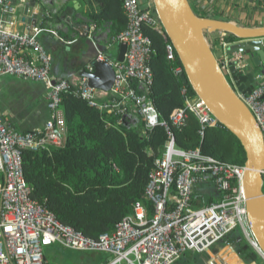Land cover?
<instances>
[{
  "label": "built area",
  "instance_id": "built-area-1",
  "mask_svg": "<svg viewBox=\"0 0 264 264\" xmlns=\"http://www.w3.org/2000/svg\"><path fill=\"white\" fill-rule=\"evenodd\" d=\"M41 1L48 3L49 0ZM25 3L26 0H0V77L13 75L42 83L49 118L41 127L28 132H20L0 120V264H53L44 254L45 249L53 245L103 252L108 258L102 264H175L185 252L207 254L216 245L226 247L223 243L237 229L258 255L259 264H264V253L246 217L242 187L244 166L203 154L199 147H177L169 122L180 124L186 111H190L201 124L200 132L207 125L220 127V124L197 96L185 97L184 107L175 108L168 121L160 118L147 96L153 79L148 64L152 50L151 40L144 34L142 25L163 36L166 57L175 59L173 46L152 13L151 3L141 8L140 0H123L127 25L112 38L113 44L127 46L123 61L102 56L97 44H102L103 34H97L94 24L89 25L88 37L94 41L97 58L107 61L114 69L115 79L110 91L90 87L83 76L69 80L52 75V56L39 35L43 31L53 34L56 31L43 28L35 21H24L22 29L17 30V6ZM56 12L51 9L46 15ZM228 37L221 31L210 35L221 68L228 74L229 62L233 61L237 70L245 71L247 64L239 53L227 54L228 45L236 42ZM102 46L110 49L111 43ZM91 70L88 64L86 71ZM182 72V66L174 68L176 75ZM254 78L251 93H239V97L254 115L264 138V71L256 72ZM70 86L89 106L119 114L118 124L133 127L140 119L146 129L161 125L167 136L154 160L144 193L152 211L143 202L136 201L132 213L123 217L112 231L96 238L63 224L43 203L31 198L21 167V149L36 151L61 145L65 134L62 96ZM202 184L215 188L217 200L195 206V200H200L193 198V192ZM262 190L264 193V183ZM257 260L253 264H258Z\"/></svg>",
  "mask_w": 264,
  "mask_h": 264
},
{
  "label": "trees",
  "instance_id": "trees-1",
  "mask_svg": "<svg viewBox=\"0 0 264 264\" xmlns=\"http://www.w3.org/2000/svg\"><path fill=\"white\" fill-rule=\"evenodd\" d=\"M82 4L89 25L94 24L96 31L103 32L102 44L111 43L113 47L112 38L127 25L123 0H83ZM150 8L155 14L153 7ZM58 13L59 9L45 15V19L56 18ZM142 30L150 38L152 50L148 64L153 79L147 96L160 118L168 121L175 108L184 107L185 97L196 95L174 73V68L181 63L176 54L173 60L166 57L163 36L146 25H142ZM228 39L234 40L231 35ZM182 88H185L184 93ZM61 107L65 120L61 145L36 151L23 148L20 152L31 198L43 203L63 224L92 238L112 231L123 217L132 213L136 201L143 202L152 211L144 193L154 160L167 138L164 128L157 125L146 129L140 119L133 127L118 124L119 114L89 106L85 99L73 93V86L63 93ZM169 125L177 147H199L203 154L244 166L245 151L221 124L220 127L207 125L200 132L198 119L186 111L180 124L169 122ZM199 194L195 189L193 198L197 199ZM211 200H195V206ZM242 241L246 244L245 239ZM246 251L241 252L243 259L250 255ZM205 254L188 251L177 262L206 264Z\"/></svg>",
  "mask_w": 264,
  "mask_h": 264
},
{
  "label": "water",
  "instance_id": "water-1",
  "mask_svg": "<svg viewBox=\"0 0 264 264\" xmlns=\"http://www.w3.org/2000/svg\"><path fill=\"white\" fill-rule=\"evenodd\" d=\"M37 1L26 0L19 9L28 15V22L31 21ZM151 3L181 63L183 72L179 75L180 80L192 88L210 114L238 139L245 151L242 187L246 217L250 231L264 253V138L254 115L239 97V93H251L255 73L264 71V25L246 26L235 20L204 17L195 12L189 0H151ZM42 11L43 8L39 13ZM63 20L66 22V18ZM88 31L87 25L84 36L88 37ZM218 31L236 40L228 45L227 54L239 53L243 59H251L257 69L237 70L235 63L230 61L226 74L215 55L210 38L211 33ZM126 48L125 43H120L116 58L110 55L106 58L123 61ZM96 53L89 61L92 70L83 69L80 76L87 78L90 87L110 91L115 79L114 69L107 61L99 60L98 51ZM0 120L5 122L4 116L0 115ZM205 189L211 193V189ZM237 242H243L242 237L234 233L223 244L231 247L243 262H255L258 255L253 251L245 260L241 257V252L248 250L249 245L244 243L242 248L237 249ZM217 249L221 250L222 245L217 246ZM206 264L216 263L209 259Z\"/></svg>",
  "mask_w": 264,
  "mask_h": 264
},
{
  "label": "crops",
  "instance_id": "crops-1",
  "mask_svg": "<svg viewBox=\"0 0 264 264\" xmlns=\"http://www.w3.org/2000/svg\"><path fill=\"white\" fill-rule=\"evenodd\" d=\"M140 1V7H146L148 1ZM189 2L195 12L204 17L235 20L246 26L264 25V2H249L247 0H189ZM82 3L83 0H49L48 3L38 0L33 7L31 21H35L43 28L55 29L56 31V34L43 31L39 35L42 43L51 53V73L55 77L72 80L74 77L80 76V72L83 69L86 70L89 61L97 54L93 39L84 36L86 26H89V23L83 15L85 7ZM21 8L22 5L17 6L16 18L18 23L15 25L17 30H21L23 27L21 23L28 22L27 19L29 18L27 14L19 11ZM41 8L43 11L39 13ZM47 8L49 10L59 9L60 13L56 18L45 19ZM63 18H66V22ZM96 32L103 34L99 30ZM97 46L98 49L102 48L99 51L103 57L108 58L110 55L116 58L111 50L115 46L118 48V45H114L110 49H105L101 43ZM244 60L247 64L245 71L257 69L251 59L246 58ZM0 115L4 116L5 121L20 132H28L41 127L49 118V110L45 100V86L40 82L26 80L18 76H1ZM205 187L211 189V193L206 192ZM195 189H198L200 193L198 200L201 202L212 198L211 201L217 200L215 188L212 185L202 184ZM216 249L217 245L211 249L216 253L211 256L213 262L218 264H253V262H247L245 259L243 262L229 246L225 248L222 246L221 250ZM107 258L106 255L102 261L104 262ZM257 262L259 264V260ZM178 264L184 263L178 262Z\"/></svg>",
  "mask_w": 264,
  "mask_h": 264
},
{
  "label": "rangeland",
  "instance_id": "rangeland-1",
  "mask_svg": "<svg viewBox=\"0 0 264 264\" xmlns=\"http://www.w3.org/2000/svg\"><path fill=\"white\" fill-rule=\"evenodd\" d=\"M147 1L151 3L150 2L151 0H147ZM117 50H118L117 46H115L114 49L111 50V53L113 54V56L117 55ZM214 52L218 58V53L215 48H214ZM234 233L236 235L237 234L241 235V232L238 229L235 230L232 234ZM44 254L50 262L55 263V264H101L103 262L102 259L106 258V254L103 252L82 251V250L78 251V250H73V249L62 248L59 245H53V246L46 248L44 251ZM212 254L215 255L216 253L211 251L210 253L205 254V257L203 259L205 261L209 259L212 260V257H211ZM176 264H178V262ZM189 264H193V263H189ZM220 264H224V263H220Z\"/></svg>",
  "mask_w": 264,
  "mask_h": 264
},
{
  "label": "flooded vegetation",
  "instance_id": "flooded-vegetation-1",
  "mask_svg": "<svg viewBox=\"0 0 264 264\" xmlns=\"http://www.w3.org/2000/svg\"><path fill=\"white\" fill-rule=\"evenodd\" d=\"M243 245H244L243 242H239V243L237 242V249L242 248ZM246 252H247L248 254H250V253L252 252V250L248 248V250H247Z\"/></svg>",
  "mask_w": 264,
  "mask_h": 264
},
{
  "label": "bare ground",
  "instance_id": "bare-ground-1",
  "mask_svg": "<svg viewBox=\"0 0 264 264\" xmlns=\"http://www.w3.org/2000/svg\"><path fill=\"white\" fill-rule=\"evenodd\" d=\"M236 54V53H235Z\"/></svg>",
  "mask_w": 264,
  "mask_h": 264
}]
</instances>
